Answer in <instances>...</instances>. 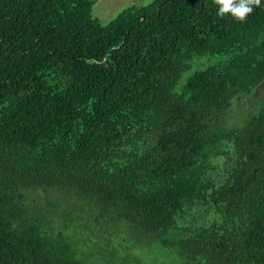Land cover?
I'll use <instances>...</instances> for the list:
<instances>
[{
	"label": "trees",
	"instance_id": "obj_1",
	"mask_svg": "<svg viewBox=\"0 0 264 264\" xmlns=\"http://www.w3.org/2000/svg\"><path fill=\"white\" fill-rule=\"evenodd\" d=\"M98 1L0 0V264H264V0Z\"/></svg>",
	"mask_w": 264,
	"mask_h": 264
},
{
	"label": "rangeland",
	"instance_id": "obj_2",
	"mask_svg": "<svg viewBox=\"0 0 264 264\" xmlns=\"http://www.w3.org/2000/svg\"><path fill=\"white\" fill-rule=\"evenodd\" d=\"M152 1L153 0H99L93 7L92 13L102 24L106 25L129 6L133 4L146 5ZM210 59L211 58H205L207 65L210 64ZM188 74L189 72L184 75L180 84L185 81ZM231 112L230 115L234 116L233 114L237 112V109L235 108ZM143 243L141 241L139 242L137 238L133 236L128 239L127 243L124 244V248L131 249V252L121 250V255L126 259L133 256V254H139V261L138 259L135 260V258H131L129 261H126L125 264H179L178 262H173L167 252L160 250L155 244H149V242Z\"/></svg>",
	"mask_w": 264,
	"mask_h": 264
},
{
	"label": "clouds",
	"instance_id": "obj_3",
	"mask_svg": "<svg viewBox=\"0 0 264 264\" xmlns=\"http://www.w3.org/2000/svg\"><path fill=\"white\" fill-rule=\"evenodd\" d=\"M220 18L226 15L234 20L244 22L256 7L261 5V0H213Z\"/></svg>",
	"mask_w": 264,
	"mask_h": 264
}]
</instances>
